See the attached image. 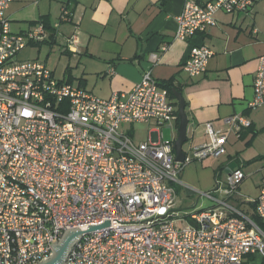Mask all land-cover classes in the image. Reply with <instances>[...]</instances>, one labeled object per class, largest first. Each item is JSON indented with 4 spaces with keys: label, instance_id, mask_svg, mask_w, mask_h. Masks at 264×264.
Segmentation results:
<instances>
[{
    "label": "built area",
    "instance_id": "2783aa9c",
    "mask_svg": "<svg viewBox=\"0 0 264 264\" xmlns=\"http://www.w3.org/2000/svg\"><path fill=\"white\" fill-rule=\"evenodd\" d=\"M0 0V264H38L66 229L87 230L67 264H245L264 259V226L231 202L247 177L227 173L206 195L215 203L181 216L175 209L179 175L193 160L219 158L228 133L251 126L241 113L224 119L228 132L207 123L209 140L176 160L173 141L136 142L123 127L136 122L171 124L178 108L147 68L129 91L98 97L58 78L39 59L16 58L29 42L48 38L43 23L13 30ZM255 0H186L176 16V37L209 31L223 11L250 12ZM62 20H69L64 9ZM58 27V24H55ZM68 41H73L69 38ZM167 48L162 46V50ZM213 50L193 47L182 67L192 77L207 70ZM156 53L151 55L155 63ZM249 107L264 106V54ZM222 192L223 197L217 193ZM242 198V197H241ZM252 204L264 223V183ZM241 203V204H242Z\"/></svg>",
    "mask_w": 264,
    "mask_h": 264
},
{
    "label": "crops",
    "instance_id": "0c3cea01",
    "mask_svg": "<svg viewBox=\"0 0 264 264\" xmlns=\"http://www.w3.org/2000/svg\"><path fill=\"white\" fill-rule=\"evenodd\" d=\"M185 1L12 0L6 14L13 30L19 33L38 23L45 25L48 38L29 42L25 49L37 48L36 55L28 59H39L49 67V50L41 58L42 47L45 44L51 49L59 47L63 53L62 75L58 77L51 68L55 75L98 97L107 99L113 92L131 90L147 68H151L167 92L163 82L171 80L173 89L180 91L186 101L189 149L209 140L208 122L217 131L228 132L224 119L236 113L250 120L251 126L241 132L248 137L252 135L250 128L257 130L264 123V106L249 107L254 97L258 60L264 54V0H255L248 13L221 11L217 15L218 23L209 31L179 39L176 16ZM64 9L69 12V20L61 19ZM69 38L73 41H68ZM203 44L213 50V55L206 72L192 78L182 65L193 47ZM163 45L167 46L165 50L161 49ZM153 53L158 55L155 63L151 59ZM172 100L177 102L176 97ZM179 121L178 115L171 124L152 126L149 125L152 123L136 122L123 127L136 142L158 140L159 133L163 135L162 127H173L177 130L174 142ZM140 127L143 131H139ZM240 136L230 131L227 142ZM163 139L168 140L164 135ZM221 157H225L224 170L231 164L242 167L238 157L228 153L227 148ZM244 198L243 195L230 201L239 206ZM257 256L260 255L250 257L246 263Z\"/></svg>",
    "mask_w": 264,
    "mask_h": 264
},
{
    "label": "rangeland",
    "instance_id": "374dc122",
    "mask_svg": "<svg viewBox=\"0 0 264 264\" xmlns=\"http://www.w3.org/2000/svg\"><path fill=\"white\" fill-rule=\"evenodd\" d=\"M35 48H24L19 52L16 58L18 61H22L34 57V55H36ZM48 50L49 67L55 69L56 75L61 77L63 62L60 60V56L63 54L62 50L59 47L51 49V47L46 46L45 44L42 47L40 57L45 58ZM257 110L259 111L260 109ZM149 125L153 126V124ZM258 128L259 129L257 130H255L254 127L250 128L252 135L248 137L243 134H241V137L237 134V136L240 137L236 140H233L232 138L226 144L227 152L232 153L235 157H238L237 159L240 165H242L247 174L245 180L239 188H237V193L232 200H236L243 195L246 197L250 196L249 198L254 199L258 195L260 188L264 183V123L260 124ZM140 129L142 130L139 131H143L142 127H140ZM228 129L229 128H225L227 131ZM161 131L166 139L173 141V135H176L177 130L173 127L166 126L162 127ZM188 145V142L184 145V149L187 152L189 151ZM224 158L225 157H221L217 159L208 157L203 160H193L184 167L179 175L183 185L176 184L178 195L175 209L181 216H186L192 211L208 208L209 206L215 204L213 200L206 195V193L216 189L218 185L217 181L219 183L222 182L224 185L227 179V173L224 168H222V161ZM221 193L222 192H218L217 194L220 197H223V194ZM239 207L248 212L251 216L255 217L254 207L252 204L242 203ZM263 263L264 259L261 256H257L246 264Z\"/></svg>",
    "mask_w": 264,
    "mask_h": 264
},
{
    "label": "water",
    "instance_id": "95a60500",
    "mask_svg": "<svg viewBox=\"0 0 264 264\" xmlns=\"http://www.w3.org/2000/svg\"><path fill=\"white\" fill-rule=\"evenodd\" d=\"M173 93L176 97L178 104V115H179V127H178V136L174 140V151L176 155V160L182 162L186 155V150L184 149L185 143L188 142V126L189 118L186 112V101L182 93L176 89H173ZM236 164H231L228 168L225 169L226 173H229ZM111 225L110 220H105L104 223L98 225H88L87 230H81L80 228H70L66 229L62 238L59 241L52 242L51 246L53 252L49 258L39 262L38 264H67V257L73 248L74 244L79 240L82 235L91 230H96L102 227Z\"/></svg>",
    "mask_w": 264,
    "mask_h": 264
},
{
    "label": "trees",
    "instance_id": "16d2710c",
    "mask_svg": "<svg viewBox=\"0 0 264 264\" xmlns=\"http://www.w3.org/2000/svg\"><path fill=\"white\" fill-rule=\"evenodd\" d=\"M163 86H165V87L168 88L169 96L172 97V98H174L175 96H174V93H173V86H172V82H171V80H169V81H167V82H163ZM175 104H177V102H176ZM255 219H256V221H257L260 225L264 226V223H263V222H262L257 216H255ZM263 264H264V263H263Z\"/></svg>",
    "mask_w": 264,
    "mask_h": 264
}]
</instances>
